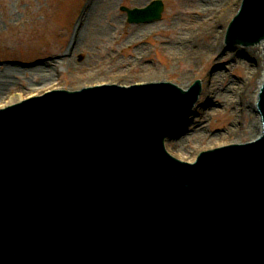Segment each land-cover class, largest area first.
<instances>
[{"label": "water", "instance_id": "95a60500", "mask_svg": "<svg viewBox=\"0 0 264 264\" xmlns=\"http://www.w3.org/2000/svg\"><path fill=\"white\" fill-rule=\"evenodd\" d=\"M123 9L149 22L164 3ZM262 39L264 0H244L228 42ZM198 84L87 85L0 110V264H264V135L193 164L165 148ZM194 107L168 138L189 135ZM259 108L264 121V86Z\"/></svg>", "mask_w": 264, "mask_h": 264}, {"label": "rangeland", "instance_id": "374dc122", "mask_svg": "<svg viewBox=\"0 0 264 264\" xmlns=\"http://www.w3.org/2000/svg\"><path fill=\"white\" fill-rule=\"evenodd\" d=\"M90 1L0 0V71L7 67L32 69L42 62H51L57 71L46 76L47 80L22 72L18 79L13 77L19 82L0 84V109L52 88L75 90L98 82L130 85L147 80H175L185 88L203 77L205 91L194 107L199 115H192L189 135L168 138L170 151L182 161H195L202 150L257 138L256 132L262 130L259 124L253 128V115L242 104L251 108L256 104L253 97L264 74V57L252 68V61L238 63L231 53L258 54L264 47L236 46L225 57L216 50H205L212 46L225 52L229 47L223 29L241 0H164L162 18L148 23L128 22L123 7H142L151 0H117L99 26L78 39L93 8L86 14ZM102 26L108 27V33L100 31ZM93 73L97 76H91ZM239 80L249 82L245 92L239 86L230 87ZM236 106L244 113L236 112ZM200 126L205 129L198 130Z\"/></svg>", "mask_w": 264, "mask_h": 264}, {"label": "bare ground", "instance_id": "6f19581e", "mask_svg": "<svg viewBox=\"0 0 264 264\" xmlns=\"http://www.w3.org/2000/svg\"><path fill=\"white\" fill-rule=\"evenodd\" d=\"M116 1L117 0H91L90 5L88 7L86 6V8H85L86 14H88V11L90 10L91 7H93V8L91 9V11L89 13L90 14L89 17L86 18L85 26L83 25V27L80 29L78 39L82 36V34L84 32H85V34L87 33V35L89 36L90 31H93L95 28H97L99 26V23L102 20L103 16L105 14H107L112 9V7L116 4ZM206 1H209L208 3H214L216 1H221V0H206ZM208 3L205 2L204 5H206V4L208 5ZM102 27L103 28L100 29V31L104 34L108 33V31H109L108 27L107 26H102ZM138 29H135L134 31L136 32V30H138ZM226 30H227V28H224L223 32H225ZM178 46L182 47L183 43H180ZM215 48L210 46L205 50L206 51H215L216 50L217 51L216 53L220 54V56H224V57L228 56L225 54V52L222 49H218V48L215 49ZM202 52H205V51L202 49ZM237 53H239V56H236ZM255 53H256V51H237L236 50V51H234V53H231V54H233V59L236 60L238 63L243 62V63L247 64V61L250 60L252 62L249 63L250 64L249 67L256 68L258 65V61H257L258 58L264 57V51L261 49L260 53H258V54H255ZM263 60L264 59L261 60V64H262ZM69 65H71V64H69ZM251 65H253L255 67H253ZM55 71H56V69H54L52 67L51 62L41 63L40 65H36L32 69H24V68L19 69L16 67L15 68L7 67V68L3 69L2 71H0V84H2V83L4 84L7 82H19L18 80L15 81L13 79V77L15 79H18L17 75H19L22 72H27V73L31 72V74H33V75H39L38 80L39 79L40 80H47L48 77L47 78H45V77L50 75L51 73H54ZM91 76H97V74L93 73ZM263 79H264V74L261 78L258 79V82L260 81V84H261L263 82ZM32 80L34 81L36 79L33 78ZM239 82H240V80L233 82V84L230 83V85H231L230 87H232V86L238 87L239 86V88L242 89L241 91L245 92L249 86V82L248 83H246V82L239 83ZM259 90H260V88L258 87V89L256 90V95L253 97V99L255 98L256 101L258 99V94L260 92ZM242 105H243V108L245 109L244 111L246 113L253 115L252 122L250 123L253 126V128L254 127L256 128L259 124V127L262 130L263 125L261 122V116H260L259 111H256V104H254V106H252L253 109L251 108V105L248 103L242 104ZM209 106H211V103L209 104ZM234 109L236 112H241L242 114L244 113V111H240L241 109L239 106L234 107ZM252 112H254V113H252ZM260 122H261V124H260ZM202 128L205 129L204 126L197 127L198 130L202 129ZM259 132H261V131L259 130L256 132V137L259 136L258 135Z\"/></svg>", "mask_w": 264, "mask_h": 264}]
</instances>
